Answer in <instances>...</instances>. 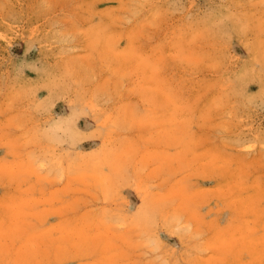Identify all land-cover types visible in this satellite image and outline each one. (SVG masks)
I'll list each match as a JSON object with an SVG mask.
<instances>
[{"label": "rangeland", "instance_id": "rangeland-1", "mask_svg": "<svg viewBox=\"0 0 264 264\" xmlns=\"http://www.w3.org/2000/svg\"><path fill=\"white\" fill-rule=\"evenodd\" d=\"M0 264H264V0H0Z\"/></svg>", "mask_w": 264, "mask_h": 264}]
</instances>
